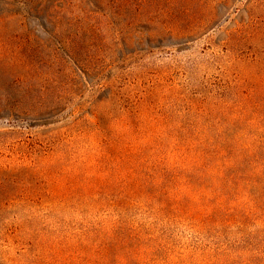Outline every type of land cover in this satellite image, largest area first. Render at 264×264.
I'll return each mask as SVG.
<instances>
[{"label":"rangeland","instance_id":"rangeland-1","mask_svg":"<svg viewBox=\"0 0 264 264\" xmlns=\"http://www.w3.org/2000/svg\"><path fill=\"white\" fill-rule=\"evenodd\" d=\"M223 1L203 0V7L195 9L197 16L190 12L192 20L186 27L206 20L205 6L216 8L220 16L189 39L166 37L155 43L153 27L138 24L133 8L120 14V8L93 0L79 6L52 0L41 15L46 32L40 29L31 41L15 36L0 39V104L28 99L41 110L40 115L23 118L0 114V132L7 133L0 139V166L13 169L0 180V264H32L33 252L24 262L18 257L27 248L14 230L20 219L28 220L26 227L37 235L62 239L72 235L81 239L101 230L109 242L108 252L104 257L95 255L92 264L196 263L210 233L203 234L193 221L175 212L157 214L154 189L141 184L130 188L125 176H112L105 169L99 171L100 188L92 196L96 202L90 200L85 179L79 176L84 168L77 160L91 150V142L101 141L98 124L108 117L139 111L148 122L168 115L205 119L238 103L236 93H247L248 88L244 79L230 72L233 63L226 54L223 31L234 25L235 11L250 0H229L227 6ZM65 10L78 15L74 28L95 57V71L81 72L88 81L84 84L75 76L76 66L69 79L62 66L50 71L49 63L39 58L44 75L24 97L18 89L27 82L28 54L38 49L50 60L68 52L65 38L54 27L56 21L68 22ZM38 24L29 19L32 28ZM7 27L15 30L13 23ZM80 66L83 72L88 69L86 64ZM15 82L19 88L14 90L10 86ZM141 144L139 140L137 146ZM11 198L15 199L11 204L4 203ZM254 224L248 230L255 229ZM95 252L91 248V254Z\"/></svg>","mask_w":264,"mask_h":264},{"label":"trees","instance_id":"trees-1","mask_svg":"<svg viewBox=\"0 0 264 264\" xmlns=\"http://www.w3.org/2000/svg\"><path fill=\"white\" fill-rule=\"evenodd\" d=\"M51 1L0 0V39L15 36L31 41L38 37L40 29L46 32L41 15L44 6ZM64 1L78 6L84 2ZM94 1L120 8V14H127L133 8L138 24L148 29L153 27L155 43L166 37L175 40L194 37L220 16L216 8L205 6L206 20L186 27L192 20L190 12L193 18L197 16L199 12L195 9L203 7V0ZM228 1L224 0L222 5L227 6ZM64 13L68 22L56 21L54 27L55 33L65 38L68 52L65 57L54 56L50 60L38 49L28 54L27 82L21 89L17 86L20 80L10 86L14 90L19 88L24 97L31 94L34 83L44 75L37 62L39 58L49 63L50 71L62 66L69 79H72V66H76L75 76L82 78L84 84L88 81L81 72L95 71V57L89 54L90 48L80 40L74 28L78 15L67 10ZM235 13L234 25L223 31L226 37L223 42L233 63L230 72L244 79L243 85L248 88L247 93H236V105L225 106L219 111L221 114L205 119L181 120L168 115L148 122L139 111L108 117L103 124H98L101 141L91 142V150L77 160V165L84 168L79 176L85 179L84 190L90 200H94L92 196L100 188L99 171L105 169L112 176H125L126 186L130 188L141 184L143 188L154 189L159 201L157 214L175 212L193 221L197 229L205 232L203 234L210 233V242L200 248L199 261L195 264H264V2L250 0ZM30 18H35L39 24L32 28ZM10 23L15 25V30H8ZM85 64L88 69L83 72L80 65ZM3 75L9 76L10 72ZM2 113L23 118L40 115L41 110L24 99L1 103ZM4 134L7 133L0 132V139ZM139 140L142 141L140 147L137 146ZM12 171L0 166V180L3 174ZM14 200L7 199L4 203L9 205ZM27 222L20 219L14 229L27 246L18 254L22 262L33 252L32 264H92L96 262L95 255L104 257L108 252L109 242L101 230L86 233L81 239L76 235L62 239L37 235L26 227ZM252 223L256 228L248 230ZM93 247L95 254H91Z\"/></svg>","mask_w":264,"mask_h":264}]
</instances>
